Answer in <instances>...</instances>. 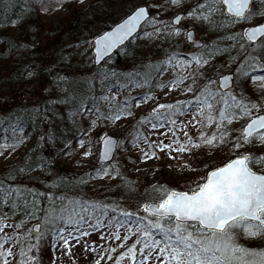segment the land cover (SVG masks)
I'll return each mask as SVG.
<instances>
[{"label": "snow or ice", "instance_id": "6c2138e0", "mask_svg": "<svg viewBox=\"0 0 264 264\" xmlns=\"http://www.w3.org/2000/svg\"><path fill=\"white\" fill-rule=\"evenodd\" d=\"M83 2L84 0H79V3ZM169 3L172 7L184 8L185 6V0H169ZM253 3H257L255 11L250 10ZM159 7L161 5L135 4L131 11L109 30L96 36L92 41H88L93 47L94 62L99 64L105 59H110L114 50L125 47L126 42L134 38L138 29L145 25L154 28V32L144 33L145 37L149 39L161 35L171 38L179 37L181 35L179 25L185 18L200 23L201 26L206 25L209 30L217 27L228 28L234 23L251 20L260 15L261 9L264 8V0L261 2H257V0H197L194 7L185 8V14L176 15L170 22L150 16V9ZM42 10L46 12L48 8L42 7ZM220 14L226 15L227 19L223 21L213 19L214 15ZM157 25L172 28L173 31L164 33L163 29ZM184 31L186 43L201 47L196 43L193 31L188 29ZM238 35L241 40L246 39L248 44H239L244 61L236 71L242 79H247L250 73L242 71L245 66L252 71H264V23L244 28ZM258 38L259 43H257ZM226 39L236 40V34L230 35ZM215 51L219 52L220 50L216 49ZM212 58L213 50L207 49L206 54H190L187 60H183V63L191 66L194 62L198 68H202ZM173 60L177 64L181 63L180 56L170 55L161 62L162 68L157 67V72L163 74V71L167 70ZM150 67L155 66L150 65ZM27 69L28 66H25V71L20 73L22 77L26 74V77L30 79L37 75L35 71ZM250 78L253 83L258 80L264 81V75H251ZM185 79L187 77L177 78L161 83L157 87H167L168 91H172L183 84ZM232 81L233 78L227 75H222L219 81L209 80V84L219 83V89L216 92H212L205 86L194 95L193 99L177 101L175 104H157L149 113V116L156 119L149 120L148 117L140 119V124H149L150 130L158 132L164 139L149 142L147 137L138 135L131 141L133 146L138 147L137 141L144 139L149 148L155 144L159 152L167 151L169 159H176V156L172 155L173 153L180 156L184 154L193 156L195 152H202L205 148L210 153L228 148L232 153V158H229L221 166L207 171L206 175L187 190L170 189L164 185L153 186L148 193L149 202L141 205V209L148 214L147 216L142 217L125 210H120L117 214L116 207L85 201L67 194L57 196L52 191L37 192L24 184L14 183L18 177L27 175L37 168L43 170L45 167L43 162L33 165L26 160L24 164L8 169L4 176H0V208L9 209V211L3 212L2 216L6 218L9 215H16L18 210L22 211L26 219L14 226L19 229L28 220L38 219L39 212L43 211L44 213L41 222L33 225L25 234V239H31V234L35 233L36 244H30L27 250L21 247L19 255L26 259H21L19 264H36V256L32 253L34 249L39 248L41 240L45 237L50 238L49 248L53 252L52 264H56L57 251L62 256L69 257L72 256V250L76 246H82L85 252L95 251V248L87 243H82L84 237L92 235V232L81 227L85 224L87 228L97 234L101 233L102 228H115L116 230L110 231L108 236L117 241L130 239L128 234L121 236L119 231L121 228L126 229L127 233L132 235L140 234L135 243L128 247L127 252L116 258V264H121V260L125 257L130 258L133 264H149L150 261L152 264H264V249L247 248L237 242L241 234L249 239L264 237V154L257 155L240 151L246 146L253 145L254 141H258L264 146V115L253 114L252 110L258 109L257 104L245 103L243 96L237 98L230 91H225L230 88ZM147 82L145 79V83ZM57 83L59 82L57 81ZM136 86L142 85L137 82ZM186 91L192 92V86L188 85ZM74 98L73 96L72 99ZM102 99L109 101V114L105 115L99 108H96L93 113L96 115V119L119 121L122 117L132 116L127 101L124 102L123 107L113 109L111 101L115 100V97L110 99L103 96ZM151 99L153 97L145 94L140 100L133 98V102L136 107H140L142 103H147ZM60 102L66 104L69 101ZM193 105L196 106L197 112L188 124L179 128L168 127L167 131H160L166 127L165 119L168 125L175 126L176 120L172 117L187 115ZM162 110L167 111L162 112ZM44 111H48V109L45 108ZM84 111L85 109L81 106L71 115L73 117L82 116ZM205 111H207L206 116ZM40 112L41 109L34 108L23 115L19 112H12L5 119H0V140L3 141L0 143V156H3L4 150L11 149L14 152L31 139V134L23 135V125L30 120L33 127H36ZM197 116L206 121L203 124L204 127L214 130L210 135L200 131L199 136L193 139L186 129L189 126L196 127V124L202 123L197 119ZM246 118L248 122L238 130V135L233 136L229 126L235 120ZM43 122H49L46 116L43 118ZM95 123V120L91 121L92 127H95ZM90 131L91 129L85 130L83 136H87ZM177 131L186 138L184 143H181L177 137ZM18 133H20L19 137ZM98 140L102 145L99 152L101 161L109 159L114 154V146L120 145V142L107 134L100 135ZM37 143L54 145L57 140L54 134L49 131L42 133ZM88 143H90V139ZM76 144L79 148L85 149L84 157L92 155L91 147L86 146L84 138L77 139ZM72 147L71 142L66 143L56 154L57 157L68 155ZM141 153V162L158 158L156 151L149 152L142 149ZM183 166L191 171L196 170L188 162H185ZM253 167H259L261 172L253 171ZM106 176H111V173L108 169L102 168L96 171L94 178L103 179ZM112 178L116 177L112 176ZM66 184V179L59 178L56 183L48 185V187L50 189L66 187ZM41 197L48 201V205L44 208L40 207ZM110 213L111 218L107 219L105 223L102 218L109 217ZM6 227L13 226L0 223V232H3ZM105 238V235L100 234L101 240ZM12 239L14 238L0 237V249H4V244ZM138 245L140 246L138 249L140 259H137ZM110 251L114 252L115 248H111ZM7 256H14L11 249L0 251V257ZM108 258L112 259L111 256ZM3 264H10V262L5 258ZM73 264H75L74 261ZM95 264H100V260H96Z\"/></svg>", "mask_w": 264, "mask_h": 264}, {"label": "rangeland", "instance_id": "374dc122", "mask_svg": "<svg viewBox=\"0 0 264 264\" xmlns=\"http://www.w3.org/2000/svg\"><path fill=\"white\" fill-rule=\"evenodd\" d=\"M91 1L94 0H84V2L81 4L79 3V0H38L36 7L39 11L40 17L39 26L44 27V30L49 33L53 31L52 27H54L55 23L58 25L55 27L56 29H59V26H61L60 23H65L64 25L69 24V26H72L71 22L69 23V19L73 12L78 11L80 8H84V6H87ZM257 2H261V0H257ZM61 4L63 5L62 7L60 6ZM135 4L161 5V7L159 8H151L150 16L157 17V19L163 20L165 22H170L172 17L177 13L185 14V8L190 9L191 7H194L197 4V0H185L184 8H181L179 6L172 7L169 3V0H105V2L103 1L99 3L97 13L98 18L93 20L89 26V31H91V38L122 18L134 7ZM42 7H47L48 10L45 12L42 10ZM256 7L257 3H253L250 10L255 11ZM225 17L226 16L224 14H220L214 15L213 19L216 21H223L227 19ZM263 18L264 8L261 9V14L255 16L253 19L234 23L227 29H224L221 34L225 37L236 34V40H229L226 38L225 40H222V42H229L230 45L236 48L235 54L233 56L231 55V57H220L219 60L210 59L209 62L202 68H198L194 62L191 66L183 63V60H187L190 54H206V52H202L203 50L201 48L186 43V33L184 30L193 29L195 39L202 42V47L206 46L207 50L208 44L211 41L208 43L206 39L203 38V35L212 37L214 34L210 33V31H213L214 29L209 30L206 25L201 26L200 23L185 18L183 20V23L179 25V27L181 28V35L179 37L171 38L166 37V35H161L160 37L149 39L145 37L144 33H152L154 32V28L145 25L140 29L137 35L131 39V41H133V43L136 45L144 43V47L146 48V50L140 53L141 55L146 53V60L141 59V61H138V55L131 60H127V62H124L123 60L119 61L115 58L105 59L99 64L103 68V70L99 65H96V67H100V69L95 71L94 69L89 68V64H86V69H83L82 73L75 75L79 78L87 77L89 88L92 89V92L90 91L89 96H94L98 103L91 106H89V104L79 105V108L83 106L85 111L82 116H75L77 122L76 124H74L79 126L76 134L70 133L69 126H66L65 129H60L62 131L58 132L59 135H63V132H65L64 137L66 135V140L64 142H71V144L73 145L68 155H61L59 157H57L56 155L61 151L66 143L50 145L48 147H45L44 150H47L49 152V156H51L53 159L61 161L62 163H67L68 166L75 170L90 168V171L93 173V175L86 181V187L88 190L85 192L89 195L96 196V194H98L97 190L99 189V187L103 188L100 190H105L109 186V184L116 181V179H120V181L123 183L129 181L131 183H137L140 190H142V194H144V191H146L147 194L151 191V188L153 186L160 185H164L170 189L187 190L189 187L193 186L197 181H199L202 176L206 175L207 171L223 164L227 159L232 157V153L228 150V148H224L223 150H216L214 153H210L209 150L205 148L202 152H195L193 156H189L188 154L180 156L176 153H173L172 155L176 156V159H169L167 151L163 153L159 152L155 144H153L152 148H149L148 143H145L144 139H140L137 141L138 147L133 146L131 141L134 140L138 135L147 137L149 142L164 139V137L160 136L158 132H152L150 130L151 126L149 124L142 125L139 123V121L142 117H148L149 120L156 119L153 116H149V113L152 111V107L160 101L173 100L179 97H183L185 98V101H187L193 99L194 95L205 86H207L208 89L212 92H216V90H212L213 88L211 89V84H209L208 82L209 80L217 81V77L223 73L232 72L234 75L233 81H235V79L238 81V79L241 77L236 70L244 61V55L242 54V50L240 49L239 44H248L245 39L241 40L238 34L245 27L256 24ZM157 27L162 28L164 33L173 31L172 28H164L163 25H157ZM33 36L35 35L33 34ZM64 37L65 36L60 38L61 43L58 44L59 46L62 45ZM73 37H71L67 41V43H72L74 41ZM91 38L90 40L84 41L83 38H80V36H78L77 38H75V43H77L78 48L84 46V49L88 47L91 49L92 45L88 43V41H91ZM170 39H174V47L166 44V41ZM82 40L83 42H81ZM232 41L233 43H231ZM257 43H259V41ZM152 45H155V47ZM57 49L59 50L61 49V47H57ZM249 51H251V48H249ZM63 52L65 53L67 51L64 50ZM82 52L84 53V55L81 56V58H78L79 64L87 58L85 50L82 49ZM173 54L181 57V63L177 64V62L173 60L172 64L167 67V70L163 71V74H159L157 72V74L154 76V79H156L158 82L152 85L151 88H148L147 83H145V79H147L145 78V76L148 73V68L150 67V65L154 64L157 67L162 68L163 65L161 64V62L166 60L168 56ZM106 69L109 70L110 76L107 75L108 72L106 71ZM242 71L250 73V76L246 79L247 85L244 88V94L242 95L238 93L234 86V88L232 87L227 91H230L231 94L236 95L237 98L243 96L245 103L251 102L257 104L258 109L252 110L254 115L264 112V81L258 80L253 83L250 78L251 75H264V71H252L247 66H245ZM113 73H115V75H113ZM134 73H140V76H143V78H136L135 75H133ZM46 76L47 75L45 73H37L35 77L28 79V81H25L21 85L0 86V119H5V113L11 112L14 107H37V105H40L42 103L52 102L50 99H53L54 96L56 99V95L61 91V84H54V82L60 81L59 77L61 76L59 74L51 77ZM113 76H116V79H114ZM185 77H187V79L184 80V83L172 91H168L167 87H157V85L161 83H166L177 78ZM50 78L52 79V81ZM149 79H147L148 82ZM194 80L195 83H193ZM137 82H139L142 86L137 87ZM107 83L109 85H107ZM188 85L192 86V92L186 91ZM145 94L150 95L151 97H153V99L149 100L147 103H142L140 107H136L135 103L133 102V98H135L136 100H140ZM103 96H107L110 99L112 97H115V100L111 101V106L113 109H119L123 107L124 102L127 101L128 107L131 109L132 116L122 117L119 121L96 119V115L93 114L96 108H99L105 115L109 114V101L102 99ZM217 99H219V97H217ZM213 102L215 103V101ZM166 111L167 110H162V112ZM196 112L197 108L195 105H193L191 111L187 115L173 116L172 119L176 120L175 126L168 125L165 119L166 127L164 129H161L160 131H167L168 127H183L184 125L188 124L190 120H192V116L195 115ZM67 113H70L69 109H67ZM52 114L53 112L50 111L48 113H43L41 114V117L39 119L43 121V118L46 116L49 121L48 123H46V126L50 127L51 123H53L55 120ZM206 115L207 111H205V116ZM197 119L201 120L202 123L196 124V127L189 126L186 129L189 132V135L192 136L193 139L199 136L200 131H203L206 134L210 135L214 129L204 127L203 124L206 123V121H204L202 117L197 116ZM93 120L96 121L95 127H92L91 125V121ZM247 121V118L244 120L233 121V123L229 126L233 132V136L239 134L238 130ZM193 123H195V121H193ZM62 125L64 126V124H61V126ZM135 128H138V130L133 132ZM88 129H91V131L87 136H83L85 130ZM139 129H142L144 131L141 132ZM103 134H110L117 137L118 142H120V145H122H118V148L114 152L112 158L107 162L101 161L99 158L100 142L98 140V137ZM19 135L20 133L17 134L18 137ZM23 135L28 136L25 131L23 132ZM169 136H171V133H169ZM32 137L33 135L31 136V139L27 140L14 152L11 149L4 150L3 156H0V167L3 168L20 159L23 154L30 149L33 140ZM177 137L179 138L181 143H184L186 141V138L179 131H177ZM79 138L85 139L86 146L91 147L92 155L84 157L83 152L85 151V149L79 148V146L76 144V140ZM89 139L90 143H88ZM165 142L167 143L168 141ZM0 143H3V141L0 140ZM142 149L149 152L156 151L158 158H153L151 160H148L147 162H141ZM240 151L256 153L257 155H260L264 154V146H262L258 141H254L253 145L246 146ZM185 162L191 164L196 170L191 171L188 168H185L183 166ZM102 168L108 169V171L111 173V176H106L103 179L94 178L96 176V171ZM253 169L261 172V169L259 167H253ZM36 173L37 174H29L28 176L37 177V181H40L43 178H47L46 180L51 181L53 178L52 174L42 173L40 171H37ZM117 173H119V175H117ZM112 176H115L116 178H112ZM24 178L26 177H18L15 181L17 183H20L21 179ZM29 180L32 179L30 178ZM107 196L112 200L115 199L112 194H109ZM145 201L147 200H143L140 202L139 199L136 198H120L114 200L115 203L131 208L130 211L133 210L135 214L142 217L148 215L141 209V205L144 204ZM120 205L119 207H121ZM6 209L7 208H0V223L12 225L13 227H6L3 232H0V237H13L14 239L5 243L4 249H0V251L11 249L14 253V256L0 257V264H3V259L5 258L9 260L10 264H19V261L21 259H25L20 257L19 255L21 246H23L26 241L30 240L25 239V234L28 232V229L32 228L33 225L38 223V221H32L17 229L14 226L18 224L20 220L10 215L6 218L3 217L2 213L5 212ZM102 219H104V222L106 223L109 217H103ZM115 230V228H102L100 234L105 235L106 238L104 240H101L100 234H97L94 231H92L91 236L83 238L82 243H87L91 247L95 248V251L85 252L82 246H76L72 250L73 254L71 257L62 256L60 252L57 251L56 256L58 258L56 260V264H73V261L75 262V264H95L96 260H100V264H116L115 258L121 256L122 253L127 252V248L131 247L129 246V243L133 241L136 238L135 236H137L139 233L132 235L130 233H127L126 229L121 228L119 230L121 236L123 237L124 235L128 234L130 235V239H128L127 241H124L123 239L117 241L114 238L108 236V233L110 231ZM35 235V233H32L31 239L35 238ZM237 242L247 248L264 249V237L249 239L243 237V235L241 234ZM121 245H123V247H121ZM109 248H115V251L112 252L109 250L107 252V249ZM122 250H124V252H122ZM101 256L103 257L102 259ZM109 256H111L112 259H109ZM43 259L47 264H52L53 252L50 248L49 252L45 254ZM151 263L152 262L150 261L149 264ZM121 264H133V262L130 258L125 257L123 260H121Z\"/></svg>", "mask_w": 264, "mask_h": 264}, {"label": "trees", "instance_id": "16d2710c", "mask_svg": "<svg viewBox=\"0 0 264 264\" xmlns=\"http://www.w3.org/2000/svg\"><path fill=\"white\" fill-rule=\"evenodd\" d=\"M103 1L105 2V0H94L89 2L87 6H84V8H80L78 11L73 12L69 19V23L71 22L72 26H69V24L64 25L65 23H60L61 26H59V29H56L55 27L58 25L55 23L54 27H52L53 31L55 32L52 31L49 33L44 30V27L39 26L40 17L39 11L36 7L38 0H0V53H3V55H0V86L21 85L25 81H28L29 78L26 77V74L23 77L20 75L21 72L25 71V66H28L27 70L35 71L36 73H45L50 77L56 76L58 74L61 76L59 77L61 82L58 81L61 84V91L56 95V99L55 96L53 99H50L52 102L42 103L37 105V107H14V109L12 108L13 110H11V112L5 113L4 116L6 118L12 112H19L21 115H23L28 110L39 108L41 109L40 117L41 114L48 113L50 111L53 112L52 116L55 120L53 123H51L50 127H47L46 123L40 119L37 120L36 127H33V124L30 120L24 123V131L28 135H33L31 147L23 154L20 159L14 163H11L3 168L0 167V169L2 168L0 170V176H4L8 169L12 168L13 166L24 164L26 160L33 165L43 162L45 165L43 170L37 168L27 175H24L26 178L21 179V182L19 181L20 183H17L16 181H14V183L24 184L29 189H34L37 192L48 193L49 191H52L57 196L67 194L85 201L99 202L100 204H106L110 207H116L117 214H119L120 210L135 213L133 210L130 211L131 208L115 203L114 200L120 198H136L139 199L140 202L143 200H148V193L146 194V191H144V194H142V190H140L137 183H131L130 181L123 183L120 181V179H116V181L109 184L105 190H100L103 189L100 187L98 190L96 189L98 191L96 196L86 194L85 192L88 190L86 187V181L93 175V173L90 171V168L75 170L68 166L67 163H62L61 161L55 160L49 156V154L44 149L50 145H40L37 143L42 133L51 131L57 140V143L54 145L65 144L66 142L64 141L66 140V135L64 137L65 132H63V135H59L58 132L62 131L60 129H65L66 126H69L71 134H76L77 130L79 129V126L75 125L77 119L73 117L71 113L75 112L77 108H79V105L89 104V106H91L98 103L94 96H89L90 91L92 92V89L89 88L87 77L79 78L75 75L82 73L83 69H86V64H89V68H92L95 71L99 70L101 66L99 65L100 67H96L93 65L90 48L88 47L84 49V46L78 48L77 43H75V38L80 36V38H83L84 41L90 40L91 31H89V26L93 20L98 18V5ZM224 29L227 28L217 27L213 31H210V33L214 34L212 37L203 35V38L206 39L208 43L211 41L208 44V49L213 50L212 59L214 60H219L220 57L224 56L231 57V55L233 56L236 51V48L230 45L229 42H222V40H225L226 38L221 34ZM33 34L35 36H33ZM63 36H65L62 41L63 43L61 46H59L58 44L61 43L60 38ZM71 37H73L74 41L72 43H67ZM83 40L81 42H83ZM166 42V44L174 47V39H170ZM231 43H233V41ZM152 46L155 47V45ZM57 47H61V49L58 50ZM82 49L85 50L87 58L79 64L78 58H81V56L84 55ZM201 49L203 50L202 52H206L205 46L201 47ZM216 49H219L220 51L216 52ZM64 50L67 52L64 53ZM145 50L146 48L144 47V43L136 45L130 40L129 42H126L125 47L115 51L111 55V58L127 62V60H131L138 55V61H141V59L146 60V53L141 55L142 51ZM152 66L155 67H149L148 73L145 76L147 79L151 78L149 79V82H147L148 88H151L152 85L158 82L156 79H154V76L157 74V66L154 64ZM106 71L108 72L107 75L110 76L109 70L106 69ZM133 75H135L136 78H143V76H140V73H134ZM113 78L116 79V76H113ZM241 79L242 78H239L238 81L235 79L233 86L236 88L238 93L243 95L245 91L244 88L247 85V80ZM59 83H57V81L54 82V84ZM107 85L109 84L107 83ZM210 87L211 89L213 88L212 90L217 91L216 84H211ZM65 89H67V91H65ZM73 96L75 97L74 99H72ZM63 100H68L69 102L66 104L61 103L60 101ZM45 108H47L48 111H44ZM67 109L70 110V113H67ZM61 124H64V126H61ZM137 130L138 128H135L133 132ZM139 130L141 132L144 131L142 129ZM37 171L52 174V180L49 181L46 180L47 178H43L40 181H37V177L28 176L32 173L37 174ZM30 178L32 180H29ZM59 178L66 179V187L50 189L48 185L56 183ZM109 194H112L115 199H110L107 196ZM47 205L48 201L44 197H41L40 207L44 208ZM119 205L121 207H119ZM6 211H9V209H6ZM43 215V211L39 212L38 219H30L26 224L32 221L41 222ZM10 216L15 217L16 219L18 218L20 221L26 219L20 210L17 211L16 215ZM110 217L111 213L109 215V218ZM81 227L88 231H92V229L87 228L86 224ZM139 235L140 234L135 236L136 238L129 243V246L135 243V240L139 237ZM30 244L35 245L36 239L33 238L29 241H26L21 247L27 250ZM49 244L50 238L45 237L43 240H41L39 248L34 249L32 254L36 256L37 264H47L44 262L43 258L45 254L49 252ZM139 247L140 246L138 245L137 259H140L138 251ZM109 250L110 248L107 249V252ZM122 252H124V250H122Z\"/></svg>", "mask_w": 264, "mask_h": 264}, {"label": "water", "instance_id": "95a60500", "mask_svg": "<svg viewBox=\"0 0 264 264\" xmlns=\"http://www.w3.org/2000/svg\"><path fill=\"white\" fill-rule=\"evenodd\" d=\"M141 5H143V4H141ZM131 11V10H130ZM129 11V12H130ZM128 12V13H129ZM128 13H126L122 18H124ZM122 18H120L119 20H117L116 22H114L111 26H109L108 28H106V29H104L102 32H100V33H98L97 35H95L93 38H92V40L96 37V36H98V35H100V34H102L104 31H106V30H109L112 26H114L117 22H119ZM260 23H264V19L261 21V22H259V23H257V24H254V25H249V26H247V27H252V26H256V25H258V24H260ZM247 27H245V28H247ZM139 30V29H138ZM196 43L199 45L200 44V42H198V41H196ZM114 51H116V50H114ZM91 52H92V54H93V64L94 65H98V64H96L94 61H95V56H94V51H93V47H91ZM114 53V52H113ZM102 62V61H101ZM222 75H227V76H231L232 77V73H224V74H222ZM222 75H220V76H218V81H219V78L222 76ZM218 84V86H219V83H217ZM175 101H183V99H177V100H175ZM159 103H167V104H172L173 103V101H162V102H159ZM158 103V104H159ZM157 105H155L154 106V108L156 107ZM257 115H264V112L263 113H259V114H257ZM248 122V121H247ZM246 122V123H247ZM245 123V124H246ZM244 124V125H245ZM109 137H111V138H113L114 140H116L117 141V138L115 137V136H113V135H110V134H107ZM101 147H102V145L100 144V149H101ZM115 149H116V146H114V148H113V153H114V151H115ZM113 156V155H112ZM112 156L109 158V159H105L104 161L105 162H107V161H109L111 158H112ZM100 158V157H99ZM227 162V161H226ZM219 166H221V165H219ZM219 166H217V167H219ZM214 168H216V167H214ZM213 169V168H212ZM210 171V170H209ZM253 171H256V170H254L253 169ZM256 172H258L259 173V171H256ZM180 191H184V190H180ZM147 202H149V201H147Z\"/></svg>", "mask_w": 264, "mask_h": 264}]
</instances>
